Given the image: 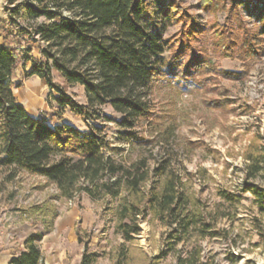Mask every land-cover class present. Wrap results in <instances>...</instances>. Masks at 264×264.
<instances>
[{"label": "trees", "instance_id": "1", "mask_svg": "<svg viewBox=\"0 0 264 264\" xmlns=\"http://www.w3.org/2000/svg\"><path fill=\"white\" fill-rule=\"evenodd\" d=\"M200 7L208 14L226 16L224 24L214 21L210 26L215 57L238 59L246 68L264 57V0H200ZM7 11V21L0 23V168L44 178L56 186L59 199L72 200L79 194L95 200L119 199L118 229L127 241L140 235L141 221L150 216L168 228L169 250L183 244L177 264H222L204 254L201 241L215 228L218 218L233 216L224 212L213 215L190 191L176 168L179 154L171 141L177 124L160 128L163 147L151 165L144 157L129 161L109 155H119L123 150L112 148L105 128L97 123L113 121L102 116V108L109 105L122 117L116 123L124 141L152 144L154 140L139 136L134 128H159L152 101L156 86L172 85L180 92L193 93L206 87L213 75L243 80L248 69L241 73L221 70L199 45L204 30L179 3H164L160 10L165 15L174 13L182 25L173 39H166L155 23L149 0H25ZM25 39L28 46L22 50ZM36 42L43 44L40 60L29 56L30 45ZM28 61H32L33 69L27 76L45 80L56 93L53 101L60 110L55 113L57 121L63 120L61 111L69 110L88 131L65 123L52 126L46 113L34 117L17 100L14 88H21L23 83L14 85L12 80ZM53 69L69 84L84 87L87 104L77 102L53 83ZM229 105L228 100L207 103L216 109ZM259 141L257 134L246 153L243 184L219 194L229 209L237 208L248 193L264 212V144ZM47 207L32 211L35 216H46ZM45 230L51 228L45 226ZM42 239V233L29 236L24 249L9 264H43ZM87 252L86 244L80 264H95L98 256ZM166 255L161 252L149 264H160ZM227 260L228 264H240L243 256L228 255ZM127 261L128 255L123 254L115 264Z\"/></svg>", "mask_w": 264, "mask_h": 264}, {"label": "rangeland", "instance_id": "2", "mask_svg": "<svg viewBox=\"0 0 264 264\" xmlns=\"http://www.w3.org/2000/svg\"><path fill=\"white\" fill-rule=\"evenodd\" d=\"M24 1L3 0L0 19L7 21V10L19 7ZM149 1L155 13L153 19L162 28L166 39L175 38L182 25L174 13L165 15L160 10L164 3H179L194 17L197 27L204 30L202 44L199 45L206 48L208 56L219 64V68L237 73L248 69V75L243 80L213 75V80L206 87L193 93L180 92L172 85L156 86L152 90V101L155 106L154 121L159 128L153 131L140 126L134 128L139 136L154 140L152 144L144 146L124 141L116 123L121 120V115L109 105L103 107L102 116H108L113 121L100 120L97 124L105 128L112 148L123 150L119 155L108 154L117 160L125 157L130 161L144 157L153 165L163 147L160 128L176 123L175 137L171 141L179 154L176 168L184 176L190 191L207 204L208 212L213 215L224 212L233 216V219H217L215 228L201 241L204 254L214 256L222 264L229 263L228 255H242L240 264L248 260L253 264H264V236L260 235V232L264 234V212L254 204L253 197L248 193L243 195L235 209L223 205L219 196L220 192H232L236 186L243 184L246 153L253 146L257 134L261 137L258 144H264V57L251 63L248 68L238 59L215 57L211 50L210 26L214 21L224 24L226 16L224 13L217 16L208 14L201 9L200 0ZM252 21L247 18V22ZM20 22L23 20L20 19ZM26 42L25 39L22 50L28 46ZM30 48L31 58L42 59L41 42L32 43ZM166 56H169V51ZM32 69V61L18 68L13 84L22 82L23 86L14 88L17 100L36 117L41 112L46 113L52 126L65 123L88 131L84 122L69 110L61 111L63 120L57 121L55 113L59 109L53 101L56 93L38 76L29 78L27 73ZM51 77L54 84L72 95L77 102L87 104L84 87L69 84L55 69L51 71ZM223 100H228L230 105L223 109L207 106L208 102ZM47 205L46 216L42 213L34 215V208ZM119 205V199L104 197L95 200L86 194L76 195L72 200L59 199L56 186L48 184L44 178L25 172L14 174L10 169L0 168V223L6 234L10 235L8 239L0 241V248L8 244L10 249L19 252L29 234L42 233L39 247L43 264H80L86 244L87 253L98 256L95 264H115L123 254L128 255L127 264H149L161 252L167 255L160 264H177V254L183 244H179L174 251L169 250L168 228L150 219V216L141 221L139 236L131 241L123 237L118 229ZM45 226L51 230L46 231ZM77 231L83 239L82 243Z\"/></svg>", "mask_w": 264, "mask_h": 264}, {"label": "crops", "instance_id": "3", "mask_svg": "<svg viewBox=\"0 0 264 264\" xmlns=\"http://www.w3.org/2000/svg\"><path fill=\"white\" fill-rule=\"evenodd\" d=\"M3 0H0V9L3 7L2 5H3ZM2 41V39H0V42ZM30 71H28V73H29ZM32 77H36V76H32ZM32 77H29V78H32ZM14 80V79H13ZM13 80H12V83H13ZM22 103V102H21ZM30 113V112H29ZM31 114V113H30ZM32 115V114H31ZM32 116H34V115H32ZM34 117H36V116H34ZM2 228L0 229V234H1V240L0 241H2V240H4L5 238H7V237H9L10 235L9 234H6L7 232H6V230H4V228H3V226H1ZM31 235H33V234H29L28 235V237L29 236H31ZM27 237V238H28ZM26 238V239H27ZM8 239V238H7ZM25 239V240H26ZM25 240H24V242H25ZM6 241V240H5ZM1 243V242H0ZM10 246L8 245V244H5V246H2L1 248H0V264H9V261L17 254V253H19L18 252V250L16 251L15 249H10L9 248ZM24 249V247L22 246V249H20L19 251H21V250H23Z\"/></svg>", "mask_w": 264, "mask_h": 264}, {"label": "built area", "instance_id": "4", "mask_svg": "<svg viewBox=\"0 0 264 264\" xmlns=\"http://www.w3.org/2000/svg\"><path fill=\"white\" fill-rule=\"evenodd\" d=\"M0 23H1V19H0ZM0 229H1V223H0ZM0 240H1V234H0Z\"/></svg>", "mask_w": 264, "mask_h": 264}]
</instances>
